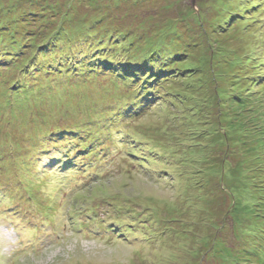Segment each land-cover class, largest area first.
<instances>
[{"label":"rangeland","instance_id":"rangeland-1","mask_svg":"<svg viewBox=\"0 0 264 264\" xmlns=\"http://www.w3.org/2000/svg\"><path fill=\"white\" fill-rule=\"evenodd\" d=\"M34 3L0 0V59L10 50L5 28L13 32L22 20L38 28L40 14L28 16L34 7L58 5L74 17L72 27L97 21L100 38L106 30V42L108 32L119 37L118 55L131 64L126 84L88 62L100 74L77 80L87 71L75 64L82 72L73 79L60 69L51 90L41 62L59 63L56 54L31 60L37 77L20 72L28 54L0 65V264H264V0ZM148 55L152 65L162 55L175 62L177 71L163 76L169 81L144 75L146 68L136 75L142 68L132 63ZM20 80L43 95L15 94ZM148 84L164 100L130 106ZM125 87L131 95L119 105ZM88 117L99 138L78 145L89 170L55 172L49 157L80 154L72 142L66 154H45L62 139L47 130ZM43 118L62 122L45 127ZM38 152L37 168L52 175L30 173ZM86 177L97 179L81 193L77 179ZM13 214L19 224L6 219Z\"/></svg>","mask_w":264,"mask_h":264},{"label":"trees","instance_id":"trees-1","mask_svg":"<svg viewBox=\"0 0 264 264\" xmlns=\"http://www.w3.org/2000/svg\"><path fill=\"white\" fill-rule=\"evenodd\" d=\"M32 3H34V0H32ZM48 8L49 9L45 8L46 10L41 11V9H37L36 7H34V10L35 12H37V14L35 13L28 14V16L35 15L34 17H37L38 14H40L39 16H41V20L39 21L40 23H38L39 24L38 28L37 27L30 28L28 26H25L27 22L25 20L18 21L17 22L18 25L14 29L13 32H9L8 29H10V27L5 28V33L7 37H5L4 39L9 41L10 50L2 54V56H6V58L0 59V65L12 66L18 61H20L24 55L28 54V59L23 64L22 70L20 72L21 73L24 72L32 77H37V75H35L36 74L35 69L32 68L33 62L39 58L48 59L49 57H52L54 56V54H56V56L58 57L59 63L55 62L53 64H49L45 62L46 60L41 62L42 69L40 70V75H45V76L47 75V77L44 78L42 82L43 83L47 82V86L49 90L53 89L52 86L54 85V83L56 84V82L58 81L56 77L61 73L60 69L63 70L62 75H65L64 74V70H65L66 71L65 73L67 74V76L70 75L69 77H73L74 75H79V72L80 73L82 72L81 70L77 69L78 67L75 64L79 65L80 63V66L84 64L82 68H85V71L87 72H85L83 75L76 76L77 80H81V79L87 80L88 78H91L90 74L92 72L95 74L99 73L97 72L95 68H90L89 70L88 62H90L92 65H97V64L102 65L105 68V70L108 72L109 79L113 83L121 85L122 80L124 81V84L127 83L128 77L124 76V72L128 73L129 71L124 68H126L127 65L131 64V62H129L130 57L122 58V56L118 55V53H122L121 51H118V48H119L118 45L120 43L118 39L119 37H117L116 39L115 36H113L112 34L108 32V41L106 42L105 40L107 37V30L105 34L103 35V37L100 38V32H104L102 31L104 27L102 28L100 24L99 25L96 24L97 21L94 22V25H92L93 28H87L85 23L84 25H76V26L74 25V27H72L71 24L73 22L72 21V19L74 18L73 16L71 17L68 14H64L63 11L60 9V7H58V5H56L55 7L51 6V8L50 7ZM47 12L50 13V16H48ZM87 16L88 15L86 14L83 17L85 18ZM33 21H36V20L33 19ZM20 27L22 30L20 29ZM23 30L26 31L27 33L26 35H24ZM85 35L90 36V39L88 40L87 43L84 37ZM77 37L82 38L83 42H80L78 40L76 41L75 39H77ZM37 39H39L40 44L38 43ZM95 39H99V40L95 41ZM89 41H91L90 44H89ZM98 42H101V43H98ZM113 55H115L117 60L113 58ZM162 56H161V61L163 62L161 65H160V62L158 61L159 59L154 63V65H152L151 64L152 59L149 55L148 57L142 58V60L139 62V66L137 65L136 62L132 63L136 65V68H142V70L140 71L138 70L135 71L136 75L140 77L141 72L144 70V68H146L144 71V75L156 74L155 78L159 77L156 79L161 81L160 83L169 81V80H165L163 76H166V75L169 76L170 71L176 72L177 71L176 64L174 62V63H171L173 66H170L169 65L170 63H168L169 60L167 56L166 55H162ZM32 59L34 60L32 63H30ZM145 60L148 61V64L144 62ZM23 61L25 60L23 59ZM72 64L74 65L72 66ZM52 65H56L55 68L58 70L50 71V67ZM27 66H30V67L27 68ZM0 77H1V73H0ZM73 79L75 78L73 77ZM148 81L150 82L151 79H148ZM129 83L132 85L138 84V82L134 80H130ZM12 86H13L12 89L14 93L17 95H19V93L25 94V97H27L29 93L43 95L40 92H38L37 89L35 90L32 87V85L28 81H25V80H20V82L14 81ZM142 90H144V92L140 96V98L142 99L145 97L147 98V100H145L142 103H136L138 102V99H140V98H137L131 105L129 104L130 106H138V107L142 106L143 108H145V107H149V104L151 103L160 104L164 100V97H162L161 91L158 90L154 85L150 87V85L148 84L147 86H144ZM174 90H177V89H174ZM129 95H131V88L126 89L125 87L123 94L121 96L120 94L118 95L120 96V98L118 99V104L119 105L126 104L129 100L128 99ZM68 116L69 115L67 112L66 118ZM62 117H64V115H61L59 118L65 120ZM89 118L91 119V117H88L86 121H81L79 118H76L74 122H71L73 126H66L64 128L54 127L55 129L54 128L48 129L47 130L48 133H53V132L58 131L57 134H53V136H49V137L55 138V135H56V136H60V138L62 139L60 140L61 141L60 143H55V144H52L50 147H45L42 151H44L45 154H48V153H52V154L53 153H56V154L65 153L66 154V151H65L67 149L66 145L73 141H75L78 145H82L84 147H93L94 145L98 144L99 138L96 135L98 134L97 133L98 127L94 125ZM42 121H43L42 124H45V127H47V125L55 124L56 122H60V123L62 122V120L47 121L44 118L42 119ZM101 125L102 123L99 125V127ZM53 141H55V139ZM78 152L80 156L78 158L74 157L73 158L75 160V161L73 160L74 162L82 159V154H84V150L78 151ZM39 154L40 153L38 152L34 156L32 155L33 157L31 156L32 163H33V169L30 171V173L36 177H38V175L41 174L42 171L47 172V176L52 175L51 173L48 172V168L46 167L37 168L36 160L39 157ZM54 157L55 155L49 157V158H52L50 160L51 166L54 163H56ZM67 158L68 156L66 157L62 156L61 162H58L60 163V165H62L64 169L71 165L69 159ZM92 164L98 165L96 164L95 161H93ZM98 174H101V175L105 174L104 167L102 166L98 167ZM95 179L86 177V182L78 183L79 186H76V187L79 190H81L80 191L81 193H83L84 190H87L86 188L91 184V181Z\"/></svg>","mask_w":264,"mask_h":264},{"label":"bare ground","instance_id":"bare-ground-1","mask_svg":"<svg viewBox=\"0 0 264 264\" xmlns=\"http://www.w3.org/2000/svg\"><path fill=\"white\" fill-rule=\"evenodd\" d=\"M87 36V35H86ZM163 57V56H162ZM194 87V86H193ZM53 120V119H52ZM47 198V197H46ZM51 205V204H50ZM247 229V228H246ZM66 253V252H65Z\"/></svg>","mask_w":264,"mask_h":264}]
</instances>
